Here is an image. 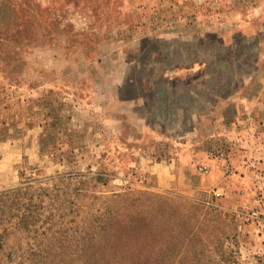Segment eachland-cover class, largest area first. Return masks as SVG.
<instances>
[{"label": "rangeland", "instance_id": "obj_1", "mask_svg": "<svg viewBox=\"0 0 264 264\" xmlns=\"http://www.w3.org/2000/svg\"><path fill=\"white\" fill-rule=\"evenodd\" d=\"M0 264H264V0H0Z\"/></svg>", "mask_w": 264, "mask_h": 264}]
</instances>
